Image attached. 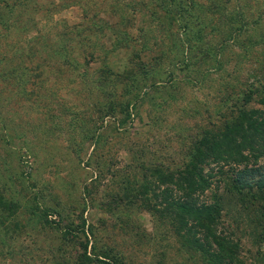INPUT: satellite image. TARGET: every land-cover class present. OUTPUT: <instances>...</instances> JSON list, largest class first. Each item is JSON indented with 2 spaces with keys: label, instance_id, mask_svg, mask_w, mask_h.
<instances>
[{
  "label": "rangeland",
  "instance_id": "374dc122",
  "mask_svg": "<svg viewBox=\"0 0 264 264\" xmlns=\"http://www.w3.org/2000/svg\"><path fill=\"white\" fill-rule=\"evenodd\" d=\"M243 24L209 65L185 51ZM261 68L264 0H0V264H218L155 211L150 191L129 190L151 179L139 164L173 168L225 107H261L248 90ZM141 71L149 79L126 75ZM139 87L138 113L121 123ZM244 208L226 203L217 230L239 242L230 264H264Z\"/></svg>",
  "mask_w": 264,
  "mask_h": 264
},
{
  "label": "trees",
  "instance_id": "16d2710c",
  "mask_svg": "<svg viewBox=\"0 0 264 264\" xmlns=\"http://www.w3.org/2000/svg\"><path fill=\"white\" fill-rule=\"evenodd\" d=\"M189 9L178 13L177 20L180 23L185 20L180 19L182 16L192 15ZM187 23L186 20L181 26L182 31H190ZM244 28L245 24L226 33L219 43H206L203 48H199L198 44L201 43L195 39L185 45V51L198 50L192 52L195 58L198 62L209 65L213 58L209 57L211 48L214 45H218L216 48L234 46V43L240 41ZM192 42L194 45H191ZM194 56H190L189 60L194 59ZM185 60L187 62L188 57L182 61ZM259 72L256 76L259 78L255 83H249L248 90L251 89L255 95L261 94V107L253 108L246 103L237 107H225L222 119L217 124L205 126L200 135L192 139L181 162L173 168L161 161H143L139 164V168L146 166L151 182L143 177L145 180L141 185L129 190L139 196L147 195L150 191L155 199V211L160 216L169 218L176 231L186 235L188 244L208 256L213 263L230 264L237 260L234 254L239 246L238 240H234L232 233L224 234L217 230L221 227L223 212L227 211L225 205H230L231 200L243 201L248 206L247 209L244 208L247 211L255 205L251 211L255 214L254 219L258 222L260 235L264 239V68ZM140 73L143 74L142 79H149L146 77L149 71L133 74L127 72L126 75L134 80ZM155 83L157 82H151V85ZM140 90L141 87L132 92V98L126 99L122 110L118 111L125 113L121 123L138 113L139 102L143 99ZM237 94L236 98H239L240 92ZM112 104L108 110L111 115L117 112ZM108 115L110 116L106 113L103 116ZM117 127L119 128L118 125ZM214 185H221L220 190L218 189L220 192L213 191L211 200L201 198ZM119 195L121 197L116 195L119 202H130L131 199L125 194Z\"/></svg>",
  "mask_w": 264,
  "mask_h": 264
}]
</instances>
